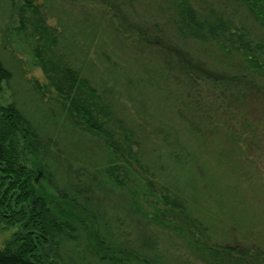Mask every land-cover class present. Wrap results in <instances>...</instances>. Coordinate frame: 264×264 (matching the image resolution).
Returning <instances> with one entry per match:
<instances>
[{
	"label": "rangeland",
	"instance_id": "1",
	"mask_svg": "<svg viewBox=\"0 0 264 264\" xmlns=\"http://www.w3.org/2000/svg\"><path fill=\"white\" fill-rule=\"evenodd\" d=\"M189 1L214 7L264 41L243 4ZM17 2L0 0V59L11 72L0 104H14L32 123L39 188L50 210L63 223L88 226L72 236L57 233L60 264H111L97 255L87 228L121 250L127 264H212L188 233L149 218L161 190L207 229L210 243L264 254V73L213 43L180 38L168 0H35L57 29L64 61L132 133L144 173L130 171L132 182L118 189L104 172L102 139L83 127L34 64L31 39L17 30ZM14 231L0 220V248Z\"/></svg>",
	"mask_w": 264,
	"mask_h": 264
},
{
	"label": "trees",
	"instance_id": "2",
	"mask_svg": "<svg viewBox=\"0 0 264 264\" xmlns=\"http://www.w3.org/2000/svg\"><path fill=\"white\" fill-rule=\"evenodd\" d=\"M232 1L243 4L264 29V0ZM168 3L173 13L172 25L180 38L213 43L225 54L242 59L247 69L264 73V41L253 38L243 24L210 5L197 8L189 0H168ZM16 8L17 30L31 39L34 64L55 93L67 101L83 127L102 139L108 153L105 175L116 188L127 187L132 182L130 171L137 175L143 172L133 151L132 133L114 115L110 105L89 80L64 61L58 46L57 29L46 22L35 0H19ZM183 61L189 63L184 58ZM195 69L200 71L199 67ZM10 78L11 72L0 59V92ZM39 147L32 123L14 104H0V220L15 227L12 238L0 248V264H60L56 259L57 233L67 230L71 235L78 227L85 230L88 227L75 220L72 223L76 227L66 221L63 223L57 213L50 210L49 201L41 192L37 178L42 168ZM148 180L157 192L154 181ZM157 204L149 218L156 224L188 233L194 246L206 252L212 264L261 263L264 254L257 248L252 251L210 243L207 229L163 190ZM67 206L72 209L71 205ZM87 229L100 258H107L111 264H127L121 257V250H112L99 240L98 233Z\"/></svg>",
	"mask_w": 264,
	"mask_h": 264
}]
</instances>
